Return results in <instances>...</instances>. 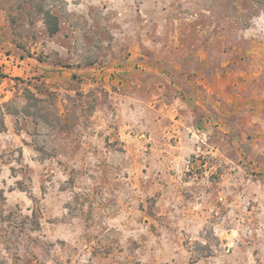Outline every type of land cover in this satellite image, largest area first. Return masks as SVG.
Masks as SVG:
<instances>
[{
  "label": "rangeland",
  "instance_id": "rangeland-1",
  "mask_svg": "<svg viewBox=\"0 0 264 264\" xmlns=\"http://www.w3.org/2000/svg\"><path fill=\"white\" fill-rule=\"evenodd\" d=\"M0 264H264V0H0Z\"/></svg>",
  "mask_w": 264,
  "mask_h": 264
}]
</instances>
